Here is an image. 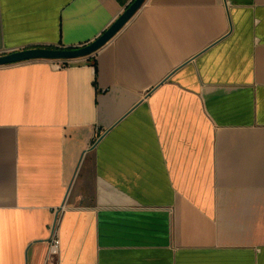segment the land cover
<instances>
[{
    "label": "crops",
    "instance_id": "obj_1",
    "mask_svg": "<svg viewBox=\"0 0 264 264\" xmlns=\"http://www.w3.org/2000/svg\"><path fill=\"white\" fill-rule=\"evenodd\" d=\"M133 1L0 0V56ZM62 64L0 68V264H264V0H146Z\"/></svg>",
    "mask_w": 264,
    "mask_h": 264
},
{
    "label": "water",
    "instance_id": "obj_2",
    "mask_svg": "<svg viewBox=\"0 0 264 264\" xmlns=\"http://www.w3.org/2000/svg\"><path fill=\"white\" fill-rule=\"evenodd\" d=\"M146 0H134L114 24L99 38L88 45L77 48H33L0 56V68L27 62L47 61L64 63L90 58L104 49L136 16Z\"/></svg>",
    "mask_w": 264,
    "mask_h": 264
},
{
    "label": "built area",
    "instance_id": "obj_3",
    "mask_svg": "<svg viewBox=\"0 0 264 264\" xmlns=\"http://www.w3.org/2000/svg\"><path fill=\"white\" fill-rule=\"evenodd\" d=\"M57 69H62L64 65L62 63H57ZM61 249V241L58 235L54 232L53 237L50 243V252H49V259L55 258L59 255Z\"/></svg>",
    "mask_w": 264,
    "mask_h": 264
}]
</instances>
